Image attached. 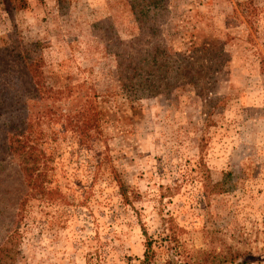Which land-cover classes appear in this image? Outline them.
Wrapping results in <instances>:
<instances>
[{
  "label": "rangeland",
  "instance_id": "1",
  "mask_svg": "<svg viewBox=\"0 0 264 264\" xmlns=\"http://www.w3.org/2000/svg\"><path fill=\"white\" fill-rule=\"evenodd\" d=\"M131 1L27 0L9 15L0 0V56L42 57L49 84L92 87V149L107 158L95 169L64 145L54 179L65 198L22 214L17 161H0L7 264H264V0H162L142 28ZM115 35L165 47L149 95L130 97ZM1 72L0 99L27 94Z\"/></svg>",
  "mask_w": 264,
  "mask_h": 264
},
{
  "label": "trees",
  "instance_id": "2",
  "mask_svg": "<svg viewBox=\"0 0 264 264\" xmlns=\"http://www.w3.org/2000/svg\"><path fill=\"white\" fill-rule=\"evenodd\" d=\"M162 0H132L130 9L136 22L143 21L151 11L158 12ZM4 10L12 15L25 8L27 0H1ZM142 23V22H140ZM140 39L139 37L136 40ZM118 59V71L129 72L130 97L140 98L149 95L156 86L149 85L155 77L165 75L159 69L166 67L169 57L164 46L157 42L152 48L138 49L136 45H124L115 35L111 39ZM147 49V50H146ZM150 51V52H149ZM2 58L1 69L12 70L28 82L27 94L13 99H0V161L15 159L16 178L20 180L21 192L18 196L16 210L22 214L32 200L61 201L65 198L61 185L55 181L54 170L57 159L61 157L64 145L71 152L85 150L89 165L95 169L105 165V156L93 148L99 140V114L97 94L86 82L70 86H56L46 81L42 57L28 58L20 53L7 54ZM127 62V64L125 63ZM144 65L145 68H144ZM1 72L7 77V73ZM132 100V99H131ZM1 178V177H0ZM122 188V184H120ZM124 197L126 194L121 192ZM146 250L144 262L151 258V238L146 231ZM11 241L7 236L0 244V264H7L6 246ZM230 256L224 254V261ZM232 258V257H231ZM173 258L165 264H173ZM203 260L187 261L183 264H207Z\"/></svg>",
  "mask_w": 264,
  "mask_h": 264
}]
</instances>
